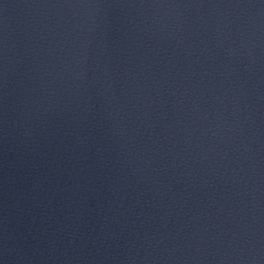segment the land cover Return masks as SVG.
Here are the masks:
<instances>
[{"label":"water","instance_id":"95a60500","mask_svg":"<svg viewBox=\"0 0 264 264\" xmlns=\"http://www.w3.org/2000/svg\"><path fill=\"white\" fill-rule=\"evenodd\" d=\"M0 264H264V0H0Z\"/></svg>","mask_w":264,"mask_h":264}]
</instances>
